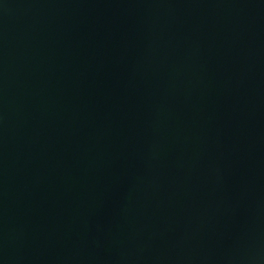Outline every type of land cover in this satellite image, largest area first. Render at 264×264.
Returning <instances> with one entry per match:
<instances>
[{"label": "water", "instance_id": "water-1", "mask_svg": "<svg viewBox=\"0 0 264 264\" xmlns=\"http://www.w3.org/2000/svg\"><path fill=\"white\" fill-rule=\"evenodd\" d=\"M0 264H264V0H0Z\"/></svg>", "mask_w": 264, "mask_h": 264}]
</instances>
